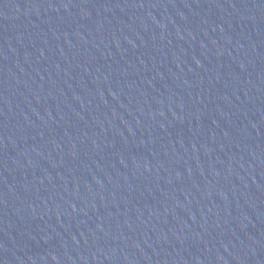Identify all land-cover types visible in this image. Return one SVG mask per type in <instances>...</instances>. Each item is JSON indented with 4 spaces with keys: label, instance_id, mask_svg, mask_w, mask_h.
Segmentation results:
<instances>
[{
    "label": "water",
    "instance_id": "95a60500",
    "mask_svg": "<svg viewBox=\"0 0 264 264\" xmlns=\"http://www.w3.org/2000/svg\"><path fill=\"white\" fill-rule=\"evenodd\" d=\"M0 264H264V0H0Z\"/></svg>",
    "mask_w": 264,
    "mask_h": 264
}]
</instances>
